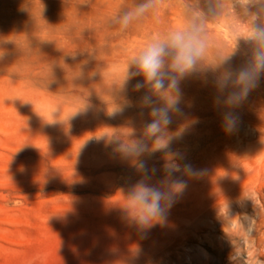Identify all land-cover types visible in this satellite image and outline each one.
I'll return each instance as SVG.
<instances>
[{"label": "rangeland", "instance_id": "obj_1", "mask_svg": "<svg viewBox=\"0 0 264 264\" xmlns=\"http://www.w3.org/2000/svg\"><path fill=\"white\" fill-rule=\"evenodd\" d=\"M147 2L0 0V86L36 92L68 110L42 142L22 125L21 135L0 127V264L226 263L234 218L199 240L194 230L206 209L191 194L250 136L264 146V69L239 105L229 103L240 91L238 74L254 65L244 49L245 21L263 3L154 0L122 24ZM193 28L202 44L193 69L181 76L171 67L175 50L166 49L165 87L154 89L135 59L150 44ZM173 79L178 92L168 87ZM172 96L178 102L169 107ZM154 109L167 110L171 121L155 135L146 131ZM227 113L237 118L231 131L222 125ZM185 164L197 175H186ZM180 181L186 187L173 193ZM141 184L173 201L162 223L149 229L125 211ZM244 259L249 264L248 254Z\"/></svg>", "mask_w": 264, "mask_h": 264}, {"label": "bare ground", "instance_id": "obj_2", "mask_svg": "<svg viewBox=\"0 0 264 264\" xmlns=\"http://www.w3.org/2000/svg\"><path fill=\"white\" fill-rule=\"evenodd\" d=\"M263 5L245 21V52L253 63L256 52L264 51V44L249 39L255 28H264ZM67 108L58 101L36 92L23 89H6L0 86V127L21 135L20 125L28 129V136L44 141L49 132L58 130L67 118ZM10 117V119L8 118ZM250 136L247 145L232 155L233 159L220 162L210 171V179L204 178L194 185L191 198L206 209L205 216L198 224L195 235L204 240L222 226L228 228L233 218L236 223L229 230L228 246L224 249L225 264H264V146L253 142ZM13 147L15 142H1ZM237 161L240 162V169ZM39 170H47L43 163ZM241 172H246L241 176ZM253 201L254 209H251ZM231 214H234L231 216ZM248 221H252L249 229ZM220 231V230H219ZM186 256L191 257L193 247L186 246ZM192 264H195L192 261Z\"/></svg>", "mask_w": 264, "mask_h": 264}, {"label": "clouds", "instance_id": "obj_3", "mask_svg": "<svg viewBox=\"0 0 264 264\" xmlns=\"http://www.w3.org/2000/svg\"><path fill=\"white\" fill-rule=\"evenodd\" d=\"M153 2L154 0H148L147 3L139 5L134 13H126L122 17V24L127 26L132 16L143 14ZM249 39L264 44V28H255L249 33ZM168 48L175 50L171 65L172 69L183 76L186 72L193 69L196 59L201 55L202 44L194 28L191 31L178 30L171 33L166 42H155L150 44L141 55L135 59L134 62L144 73L147 81L153 82L152 87L157 90L165 87L160 77V69L163 62L162 58L167 54L166 49ZM254 61V65L251 68L245 69L238 74L236 83L240 86V91L230 97V104L239 105L247 96L248 92L255 87L256 75L261 69H264V51L258 50L255 54ZM137 87H139V85H137ZM168 87L175 89L177 92L179 91L175 79L168 84ZM177 102L176 96L170 97L167 101L169 107L175 106ZM113 115H115V113H113ZM152 116L155 117V119L146 126V131L150 134L155 135L159 133L162 124L168 125L171 123L168 112L165 109H154L152 111ZM236 119L237 118L230 113L225 114L222 118L224 130L231 131L235 125ZM160 147H166V144H162ZM122 150L125 152L138 151L135 147ZM173 168L175 171H181V165L178 163L174 164ZM182 168L184 173L188 176L197 175V171L193 169L190 164H185ZM185 187L186 183L184 181L174 183L172 192L179 194ZM172 202L168 194L162 193L156 188L141 184L129 193L125 211L128 220L137 227L149 229L156 224L162 223L165 219V209L170 208Z\"/></svg>", "mask_w": 264, "mask_h": 264}]
</instances>
